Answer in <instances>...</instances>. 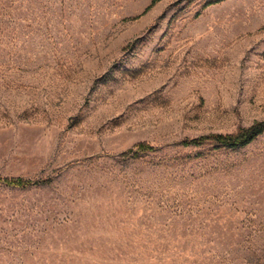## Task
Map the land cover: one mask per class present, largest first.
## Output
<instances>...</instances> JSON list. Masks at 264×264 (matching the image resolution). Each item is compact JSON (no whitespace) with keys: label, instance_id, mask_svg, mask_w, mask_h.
<instances>
[{"label":"rangeland","instance_id":"1","mask_svg":"<svg viewBox=\"0 0 264 264\" xmlns=\"http://www.w3.org/2000/svg\"><path fill=\"white\" fill-rule=\"evenodd\" d=\"M0 0V264H264V0ZM139 142L154 150L124 155Z\"/></svg>","mask_w":264,"mask_h":264},{"label":"trees","instance_id":"2","mask_svg":"<svg viewBox=\"0 0 264 264\" xmlns=\"http://www.w3.org/2000/svg\"><path fill=\"white\" fill-rule=\"evenodd\" d=\"M156 1L151 0L150 3L146 6L143 12L147 11ZM220 0H211L206 3V5L218 2ZM264 133V121H254L249 126L240 129L234 134H221V133H207L190 139H184L180 143L183 145H197L203 143L204 141L210 140L215 143H218L221 146L227 148H240L250 142H252L259 135ZM155 147L149 143L139 142L133 147L128 148L124 155H137L139 152L151 151ZM0 181L6 185L17 186V187H27L33 184H38L41 182L39 179H28L23 177H2L0 176Z\"/></svg>","mask_w":264,"mask_h":264}]
</instances>
